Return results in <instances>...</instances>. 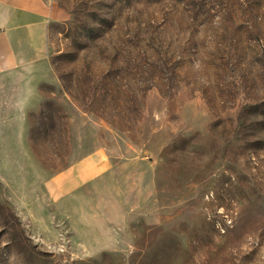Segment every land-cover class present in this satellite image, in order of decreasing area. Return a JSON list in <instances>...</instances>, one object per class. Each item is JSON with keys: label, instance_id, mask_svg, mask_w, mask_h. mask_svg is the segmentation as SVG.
Segmentation results:
<instances>
[{"label": "rangeland", "instance_id": "374dc122", "mask_svg": "<svg viewBox=\"0 0 264 264\" xmlns=\"http://www.w3.org/2000/svg\"><path fill=\"white\" fill-rule=\"evenodd\" d=\"M0 75V264H264V0H50Z\"/></svg>", "mask_w": 264, "mask_h": 264}, {"label": "crops", "instance_id": "0c3cea01", "mask_svg": "<svg viewBox=\"0 0 264 264\" xmlns=\"http://www.w3.org/2000/svg\"><path fill=\"white\" fill-rule=\"evenodd\" d=\"M55 13L50 0H0V75L45 58Z\"/></svg>", "mask_w": 264, "mask_h": 264}]
</instances>
